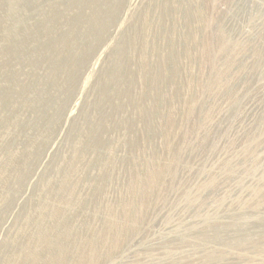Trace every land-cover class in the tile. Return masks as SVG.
<instances>
[{"label":"rangeland","instance_id":"374dc122","mask_svg":"<svg viewBox=\"0 0 264 264\" xmlns=\"http://www.w3.org/2000/svg\"><path fill=\"white\" fill-rule=\"evenodd\" d=\"M263 2L0 0V264H264Z\"/></svg>","mask_w":264,"mask_h":264},{"label":"trees","instance_id":"16d2710c","mask_svg":"<svg viewBox=\"0 0 264 264\" xmlns=\"http://www.w3.org/2000/svg\"><path fill=\"white\" fill-rule=\"evenodd\" d=\"M76 5H77V9H74V11H73V18H72V20H71V26H73V25H75V24H77L78 22H80V15L81 14H79V12H80V8H79V6L80 5H82L81 3H77L76 2ZM88 27V23H84L83 24V29L82 30H87V33H88V30H89V28L88 29H86ZM65 31V30H64ZM63 31V32H64ZM72 31L74 32V29H72ZM39 43L40 44H42V43H46V40L45 39H43V40H41V41H39ZM48 43V42H47ZM43 45V44H42ZM112 47H116V46H112ZM39 53L40 54H43V55H45L46 57H47V61L50 59V57L53 55L49 50H43V51H39ZM64 55H66V54H62V53H60L59 54V58L62 56H64ZM110 55H111V52H107V54H106V57H105V59H104V61H103V63H102V65H101V67H100V69H99V71L97 72V79H96V83L97 84H99L100 83V79L103 77V75H104V72H106V70L109 68V66H110ZM31 58H34V55H32L31 56ZM48 64H49V66L48 67H46V69H44L43 71H42V76H45V75H48L49 74V76H52V74L53 73H56L57 72V66H55V65H52V63L50 62V61H48ZM35 74H38V72L37 71H31V74L28 76V78H27V80H26V84H27V86H29L31 83V81L34 79V77H35ZM49 76L47 77L48 79H49V81L48 82H50V78H49ZM42 77H39V80L41 79ZM39 88V87H38Z\"/></svg>","mask_w":264,"mask_h":264},{"label":"bare ground","instance_id":"6f19581e","mask_svg":"<svg viewBox=\"0 0 264 264\" xmlns=\"http://www.w3.org/2000/svg\"><path fill=\"white\" fill-rule=\"evenodd\" d=\"M263 4H264V2H263Z\"/></svg>","mask_w":264,"mask_h":264}]
</instances>
